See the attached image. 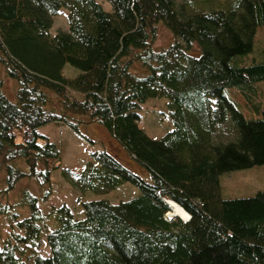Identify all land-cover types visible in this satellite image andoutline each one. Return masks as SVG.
Returning <instances> with one entry per match:
<instances>
[{
  "label": "trees",
  "instance_id": "1",
  "mask_svg": "<svg viewBox=\"0 0 264 264\" xmlns=\"http://www.w3.org/2000/svg\"><path fill=\"white\" fill-rule=\"evenodd\" d=\"M0 0V264H29L23 257L45 241L49 254L31 264H264V190L225 199L220 176L264 164L263 58L253 53L264 29V0H201L187 14L176 0ZM68 10V30L52 34L54 17ZM173 35L154 49L157 27ZM260 51V50H259ZM241 62V63H240ZM80 70L63 74L65 65ZM148 66L146 74L134 71ZM53 95L60 110L50 106ZM164 97L173 129L160 138L139 126L141 105ZM96 120L150 173L151 181L106 151L90 154L80 172L61 173L82 190L105 194L124 182L140 189L119 203L91 200L74 213L57 209L48 219L22 180L51 181L60 152L39 128ZM227 123L234 140L214 143ZM174 201L190 214L169 219Z\"/></svg>",
  "mask_w": 264,
  "mask_h": 264
},
{
  "label": "rangeland",
  "instance_id": "2",
  "mask_svg": "<svg viewBox=\"0 0 264 264\" xmlns=\"http://www.w3.org/2000/svg\"><path fill=\"white\" fill-rule=\"evenodd\" d=\"M106 11H111V5L106 0H98ZM179 9H183L187 14H191V10L201 5V0H176ZM68 10L63 8L61 13L54 17L52 27V34L58 31L68 30L67 21ZM174 40L170 31L162 24L157 27L156 39L153 43L154 49L160 50L167 47ZM264 48V29L259 27L257 29V38L253 53L242 58L244 65H250L254 59L260 61L263 56L261 54ZM260 50V51H259ZM241 63V62H240ZM0 66V77L8 79ZM149 68L146 65L139 64L134 71L146 74ZM80 73V70L69 64L65 65L63 74L67 77L73 78ZM11 81V80H10ZM13 83V81H11ZM14 84V83H13ZM264 87V83L262 84ZM6 94L10 100H15V84L14 86L8 81L6 84ZM168 100L164 97H156L147 99L139 111L140 119L138 126L151 138H160L168 131L173 129V124L170 119L168 108ZM50 106L60 110V102L55 95H53ZM76 129L70 124L53 122L39 128V132L47 136L53 142L60 152L59 167L52 169L53 161L48 163L51 169V181L48 184L41 185L35 179L22 180L11 191L7 200L4 198L3 202L10 201L17 203L22 198V193L25 190L30 191L33 195L39 198L42 211L46 217L55 223V227L59 225L57 209L62 205H67L76 213L77 210L82 209V203L91 200H107L111 203H119L127 201L140 194V189L130 183L124 182L116 189L99 194L90 190H82L75 186L69 179L65 178L61 171L64 168L80 172L85 162L90 159V154L95 151H106L115 156L124 166L128 167L133 172L139 174L146 181H151L149 171L138 163L128 151L116 140V138L105 128L104 125L96 120L90 119L88 116H77L73 120ZM234 128L230 123L222 125L213 138L214 143L229 142L234 140ZM4 167L0 160V188L5 185ZM221 195L225 199L229 198H246L255 195L258 191L264 190V164L255 165L250 168L234 170L226 172L220 176ZM173 202V201H172ZM177 204V203H176ZM170 213V210H169ZM6 232L0 229V238ZM37 253L40 255H48L49 249L44 239L41 241L39 248L33 251H28L23 257L28 259L31 264L29 256Z\"/></svg>",
  "mask_w": 264,
  "mask_h": 264
},
{
  "label": "bare ground",
  "instance_id": "3",
  "mask_svg": "<svg viewBox=\"0 0 264 264\" xmlns=\"http://www.w3.org/2000/svg\"><path fill=\"white\" fill-rule=\"evenodd\" d=\"M170 203L172 204L173 208L175 209L174 212H168V216L171 217L173 216V214H177L179 216H181L184 219H187L189 217L188 213H186L183 209L180 208V206L178 204H176L175 202L170 201Z\"/></svg>",
  "mask_w": 264,
  "mask_h": 264
},
{
  "label": "water",
  "instance_id": "4",
  "mask_svg": "<svg viewBox=\"0 0 264 264\" xmlns=\"http://www.w3.org/2000/svg\"><path fill=\"white\" fill-rule=\"evenodd\" d=\"M174 202V201H173ZM167 203H168V205H169V207H170V212H174V208H173V206H172V204L170 203V201H167ZM176 203V202H175ZM180 208L181 209H183L181 206H180ZM184 210V209H183ZM185 211V210H184ZM186 212V211H185ZM187 213V212H186ZM188 215H189V217L187 218V219H184V218H182L181 216H179V215H177V214H173V216H171V217H169L168 215H167V217L169 218V219H175L176 217H178V218H180L181 220H183V221H187V220H189L190 219V214L188 213Z\"/></svg>",
  "mask_w": 264,
  "mask_h": 264
}]
</instances>
